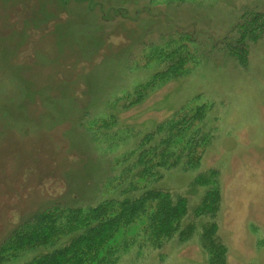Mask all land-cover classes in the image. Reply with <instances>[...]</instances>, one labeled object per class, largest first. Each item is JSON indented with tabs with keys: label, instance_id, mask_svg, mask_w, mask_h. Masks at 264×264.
Listing matches in <instances>:
<instances>
[{
	"label": "rangeland",
	"instance_id": "obj_1",
	"mask_svg": "<svg viewBox=\"0 0 264 264\" xmlns=\"http://www.w3.org/2000/svg\"><path fill=\"white\" fill-rule=\"evenodd\" d=\"M256 11L264 0H0V246L56 205L135 194L128 183L145 178L135 170L125 179L134 160H117L187 105L204 111L200 162L159 169L147 182L187 198L195 219L208 188L195 179L212 171L219 205L192 232L184 218L185 232L157 246L144 244L141 224L125 227L119 244L130 246L117 264H264V31L246 35L242 51L226 43ZM162 43L186 44L174 54L185 57L178 74L122 110L126 92L164 69L150 51ZM111 114L117 124L103 122ZM208 219L225 248L220 262L210 263L200 238Z\"/></svg>",
	"mask_w": 264,
	"mask_h": 264
},
{
	"label": "trees",
	"instance_id": "obj_2",
	"mask_svg": "<svg viewBox=\"0 0 264 264\" xmlns=\"http://www.w3.org/2000/svg\"><path fill=\"white\" fill-rule=\"evenodd\" d=\"M148 6V5H145ZM98 9L103 13L105 9ZM96 9V8H95ZM113 9V8H112ZM137 10V9H136ZM135 10V11H136ZM102 11V12H100ZM239 33L235 41L226 42L229 47L244 50L246 35L251 36L257 31H264V12H249L236 25ZM189 36V35H188ZM190 41H192V36ZM183 41V40H181ZM186 44L171 46L162 43L151 47L152 57L165 64L164 69L149 80L139 83L129 93L121 97L119 106L128 110L147 96L156 86L178 74L177 68L182 67L185 60L181 49ZM155 53V54H154ZM178 54L176 57L174 54ZM176 71V73H174ZM204 111L198 107L182 106L170 117L161 121L155 129L146 133L138 140L131 151L126 152L117 160H134L127 170L125 179L136 170V175L144 177L142 185H136L131 180L129 189L133 195L110 197L98 202L95 206L63 207L54 206L52 209L32 215L15 227L11 234L0 246V264H7L19 253L43 248L26 261L12 264H117L122 251L130 246L129 243L119 244L118 234L131 224L143 228V242L161 245L164 238L172 236L181 229L184 218L188 232L196 227L198 217L210 213L214 215L219 205L220 191L214 172L201 173L195 179L196 184L207 186V191L193 213L195 219L187 218L189 204L187 198L173 195L164 187H151L148 181L159 179V169H168L181 165L186 168L196 166L201 159L205 131L197 121L204 116ZM103 122L117 124L115 115L102 118ZM109 122H108V121ZM135 168V169H134ZM124 178V176H122ZM156 179V180H157ZM201 241L210 255V263L224 259V245L216 236V221H199ZM19 259V258H18Z\"/></svg>",
	"mask_w": 264,
	"mask_h": 264
},
{
	"label": "water",
	"instance_id": "obj_3",
	"mask_svg": "<svg viewBox=\"0 0 264 264\" xmlns=\"http://www.w3.org/2000/svg\"><path fill=\"white\" fill-rule=\"evenodd\" d=\"M119 10H120L119 8H118V9L113 8V9H112V14H110V13H108V14H109V15H114V14L116 15V14H118ZM126 10H127V9H125L124 12H128V10H127V11H126ZM137 12H138V10L136 11V13H137ZM126 14H128V13H126ZM118 15H120V14H118ZM111 17H112V16H108L107 19H111ZM112 18H114V17H112Z\"/></svg>",
	"mask_w": 264,
	"mask_h": 264
}]
</instances>
